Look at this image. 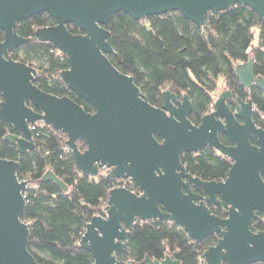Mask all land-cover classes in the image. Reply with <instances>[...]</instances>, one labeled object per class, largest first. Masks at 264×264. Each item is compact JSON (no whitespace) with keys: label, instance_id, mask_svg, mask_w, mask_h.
I'll list each match as a JSON object with an SVG mask.
<instances>
[{"label":"water","instance_id":"obj_1","mask_svg":"<svg viewBox=\"0 0 264 264\" xmlns=\"http://www.w3.org/2000/svg\"><path fill=\"white\" fill-rule=\"evenodd\" d=\"M235 5L248 7L264 20V0H0V121L13 130L4 140L23 154L33 148L29 126L48 125L66 135L65 145L80 172L96 177L103 165L109 177L130 178L139 190L136 194L113 187L104 214L93 215L85 225L79 247L91 253L92 264H131L119 260L129 233L137 220L150 219L174 223L196 243L219 234L202 253L205 264L264 263V230L250 229L257 213L264 218V130L253 122L252 103L221 90L211 111L194 125L188 118L192 104L186 93L178 98L165 90L161 108L155 107L144 100L133 77L107 58L113 48L104 26L116 12L141 21L178 11L201 27L208 13ZM39 13H47L57 25L38 28L35 37L55 44L67 58L69 67L60 77L93 107L92 113L66 96L40 90L34 84L35 68L6 57L28 41L17 34V24ZM69 23L82 34H70L65 26ZM253 63L252 58L236 63L235 76L242 88L255 86L264 93V78L254 75ZM219 133L235 145L221 144ZM77 141L85 144L83 151ZM205 147L231 160L223 180H202L181 163L182 154ZM16 169L15 160L0 158V264H42L27 249L29 225L21 218L29 182L19 180ZM49 180L67 191L50 170L41 182ZM193 187L205 192L206 203L219 204V196L228 206L224 216L210 214ZM143 263L180 264L168 255L160 261L146 256Z\"/></svg>","mask_w":264,"mask_h":264},{"label":"trees","instance_id":"obj_2","mask_svg":"<svg viewBox=\"0 0 264 264\" xmlns=\"http://www.w3.org/2000/svg\"><path fill=\"white\" fill-rule=\"evenodd\" d=\"M55 25L57 22L47 13L20 21L16 32L28 41L6 57L35 68L34 84L40 90L66 96L92 113L93 107L69 90L60 77L69 67L67 58L55 44L35 37L38 28ZM65 26L72 35L82 34L75 24ZM104 28L113 48L107 58L119 71L133 77L149 104L159 106L165 90L180 96L186 93L192 104L189 120L196 123L210 110L211 94L218 87V78L224 77V86L252 103L253 122L264 130V93L255 86L242 88L234 73L236 63L252 58L254 75L264 78V20L248 7L235 5L217 14L208 13L201 27L178 11L155 14L141 21L119 11L110 16ZM9 133H13L12 128L0 121V158L15 160L18 179L29 182L21 218L29 225L28 251L42 264H92L91 253L79 247L85 225L93 215L103 214L110 189L122 186L136 192L135 184L108 174L92 177L80 172L65 149L66 135L48 125L35 124L33 148L23 154L4 140ZM76 143L81 151L85 149L83 142ZM180 161L188 173L206 181L223 180L232 164L212 147L184 153ZM48 170L68 187L67 191L51 180L41 182ZM250 229L264 230L260 213ZM215 241V237L208 236L196 243L172 222L137 220L119 260L144 264L146 256L160 261L168 255L180 264H205L202 253Z\"/></svg>","mask_w":264,"mask_h":264},{"label":"flooded vegetation","instance_id":"obj_3","mask_svg":"<svg viewBox=\"0 0 264 264\" xmlns=\"http://www.w3.org/2000/svg\"><path fill=\"white\" fill-rule=\"evenodd\" d=\"M225 89H227V90H230L232 93H233V96L234 97H237L238 95L234 92V90L233 89H231V88H229V87H227L226 85L224 86V84L222 85V86H218L217 87V89L211 94V103H210V105H209V108H210V110L208 111V112H206V113H204L203 115H205V114H207V113H209L210 111H211V107H212V104H213V102H214V100H215V96H216V94L217 93H219L221 90H225ZM177 97L178 98H180L181 96L180 95H177ZM239 97V96H238ZM243 100H245V101H247V99H243ZM161 105H162V101H161V104L159 105V106H155V107H158V108H161ZM231 109H232V107H231ZM192 111V110H191ZM191 114V113H190ZM202 115V116H203ZM190 116V115H189ZM201 116V117H202ZM200 117V118H201ZM189 118V117H188ZM200 118H199V120L196 122V123H193L194 125H198L199 124V122H200ZM236 120H237V122L238 123H241L242 121H241V119H239V118H236ZM36 124V123H35ZM35 124H33V125H35ZM159 141H160V139L159 138H157ZM218 140H219V142L221 143V144H223V145H225V146H234L235 145V143L234 142H230L224 135H222V134H218ZM250 142H251V144H253V145H255L256 144V139L255 138H252V139H250ZM65 149L68 151V149H67V147H66V145H65ZM214 149V148H213ZM215 150V149H214ZM216 151V150H215ZM217 152V151H216ZM218 153V152H217ZM102 166L103 165H99V169H98V175L99 174H108V168L107 167H105V168H102ZM97 175V176H98ZM116 179V178H115ZM125 179H130V178H125ZM125 179H121V180H125ZM131 180V179H130ZM132 181V180H131ZM133 182V181H132ZM116 187H119V186H116ZM120 187H122V186H120ZM137 188V187H136ZM192 189V191L194 192V193H196V194H198V195H200L201 197H202V201H203V203H204V205H206L207 206V208H208V210L210 211V214H212V215H215V216H217V217H223L224 216V212H225V210L228 208V206L224 203V202H222L221 201V198L219 197V196H215V198H216V200L219 202V204H210V203H206V202H204V199L206 198V194H205V192L202 190V189H200V188H198V187H193V188H191ZM134 193H136V194H139V190H138V188H137V190H136V192H134ZM162 210H164V209H162ZM103 214H104V210H103ZM209 236H213V237H215L216 238V240L220 237L219 236V234H212V235H209ZM208 237V236H207ZM206 237V238H207ZM216 242V241H215ZM214 242V243H215ZM213 243V244H214ZM212 244V245H213Z\"/></svg>","mask_w":264,"mask_h":264},{"label":"built area","instance_id":"obj_4","mask_svg":"<svg viewBox=\"0 0 264 264\" xmlns=\"http://www.w3.org/2000/svg\"><path fill=\"white\" fill-rule=\"evenodd\" d=\"M29 127L32 131L35 129V125H30ZM102 168H105V166H102Z\"/></svg>","mask_w":264,"mask_h":264},{"label":"crops","instance_id":"obj_5","mask_svg":"<svg viewBox=\"0 0 264 264\" xmlns=\"http://www.w3.org/2000/svg\"><path fill=\"white\" fill-rule=\"evenodd\" d=\"M223 84H225L224 77H222V83H221V85H219V83H218V86H222Z\"/></svg>","mask_w":264,"mask_h":264},{"label":"rangeland","instance_id":"obj_6","mask_svg":"<svg viewBox=\"0 0 264 264\" xmlns=\"http://www.w3.org/2000/svg\"><path fill=\"white\" fill-rule=\"evenodd\" d=\"M218 83H219V85H221V83H222V77H219L218 78Z\"/></svg>","mask_w":264,"mask_h":264}]
</instances>
